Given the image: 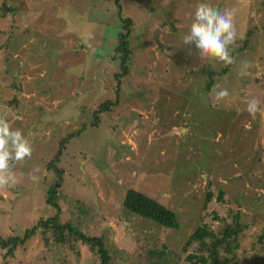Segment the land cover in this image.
I'll return each instance as SVG.
<instances>
[{
    "label": "rangeland",
    "instance_id": "obj_1",
    "mask_svg": "<svg viewBox=\"0 0 264 264\" xmlns=\"http://www.w3.org/2000/svg\"><path fill=\"white\" fill-rule=\"evenodd\" d=\"M201 2L0 0V114L6 112L34 146L31 159L15 165L19 183L0 189V237H21L53 216L55 209L46 204L54 178L47 164L62 139L85 127L60 156L64 175L56 202L62 223L103 238L110 264H190L186 258L198 255L197 244L182 248L194 230L206 224L217 232L237 211L247 225L239 235V264H264V243L258 242L264 227V116L245 110L253 97L264 107V0H206L234 13L235 63L222 75L215 73L227 66L201 60L194 45L182 42ZM126 18L131 55L128 74L118 81L120 61L113 56ZM89 33L86 46L82 40ZM7 35L11 40L1 46ZM243 61L250 67L238 77ZM207 69L215 72L208 93ZM216 85L229 91L220 103ZM14 99L17 106L10 105ZM107 101L117 104L98 113ZM34 166L41 169L39 182L29 178ZM129 189L172 211L178 229L122 213ZM219 191L224 203L216 200ZM208 192L213 199L203 210ZM39 232L11 257L0 250V264H97L87 246H45Z\"/></svg>",
    "mask_w": 264,
    "mask_h": 264
},
{
    "label": "trees",
    "instance_id": "obj_2",
    "mask_svg": "<svg viewBox=\"0 0 264 264\" xmlns=\"http://www.w3.org/2000/svg\"><path fill=\"white\" fill-rule=\"evenodd\" d=\"M118 1L115 0L116 6H118ZM15 11V10H13ZM120 15V9H118ZM11 13V12H10ZM14 17V16H12ZM15 20V18H13ZM16 21V20H15ZM121 30L117 35V45L114 50L113 57H116L119 61V68L121 72L115 77L118 81L124 78L128 74V63L130 60L131 51L129 48L128 39L131 35V22L129 19H122ZM12 22V21H11ZM3 33V32H2ZM5 42L2 43L6 47L8 45L10 36L7 35ZM250 37V34L248 35ZM247 46V42L244 43ZM206 78V93L210 91L213 85L214 71L209 69L203 70ZM229 71V66L224 68L219 74H225ZM13 76V75H12ZM14 88L17 89L14 85ZM17 91V90H16ZM117 102L107 101L100 104L97 112H108L111 106L116 105ZM11 106H17L16 99L12 100ZM82 127L81 130H84ZM74 132L68 135L59 146V150L54 158L47 164V170L51 172L54 176L52 182L46 192V204L52 206L55 212L52 217L47 219H40L36 226L31 229L24 231L21 237L11 236L0 237V250L4 251L6 256L11 257L18 247H23L26 242L35 236L37 230L39 229L40 237L45 241V246H49V243L61 244L64 246H69L71 249L77 247L79 244L87 246L89 251L98 256L97 264H110V257L104 245V240L102 237H89L76 227H74L71 222L62 223L59 215L61 213L59 206L57 205V197L59 195L60 189L63 184V170L57 166L60 156L64 150V146L68 140L73 137H77L80 131ZM223 192L219 191L216 197L217 202L224 203ZM213 199V194L208 192L204 198L203 210L207 208V205ZM121 211L124 214H132L137 218L142 220L152 222L154 225H158L168 229H178L179 224L176 220L175 214L164 207L159 202L146 195L136 191L135 189H129L125 193L124 199L121 204ZM214 215V220L218 217ZM243 213L237 211L234 215L233 221L227 225L223 224L217 232L212 230L208 225L201 224L198 226L191 236H189L187 242L182 248V252H186L187 248L193 243L197 244L198 255L189 254L186 260L190 264H239L238 262V251L240 250L239 235L243 234L244 230L247 229V225L242 224L240 221L243 217ZM263 232L259 236V243H264L262 238L264 237V227L261 229ZM47 233L51 234V238H45ZM264 247V245H263ZM165 249V246H163ZM164 251H159V253H153V256L158 259L164 254ZM171 252V251H169ZM172 258L176 256L175 253H167ZM150 264H157L153 262Z\"/></svg>",
    "mask_w": 264,
    "mask_h": 264
},
{
    "label": "clouds",
    "instance_id": "obj_3",
    "mask_svg": "<svg viewBox=\"0 0 264 264\" xmlns=\"http://www.w3.org/2000/svg\"><path fill=\"white\" fill-rule=\"evenodd\" d=\"M92 38L89 33L82 42L88 46V41ZM238 38L233 11L228 9L221 11L205 0L196 6L190 30L182 37V42L188 46L194 45L201 60H215L229 66L235 63L232 46L236 44ZM249 67L250 62H241L237 76L247 75ZM213 92L217 103L229 96L228 89L219 85L214 86ZM245 110L253 118L257 114L264 116V107L255 97L247 102ZM33 151L34 146L24 131L11 126L6 112L0 114V189H11L19 183L14 171L15 165L31 159ZM40 172V167L34 166L29 178L39 182L40 177L37 174Z\"/></svg>",
    "mask_w": 264,
    "mask_h": 264
},
{
    "label": "water",
    "instance_id": "obj_4",
    "mask_svg": "<svg viewBox=\"0 0 264 264\" xmlns=\"http://www.w3.org/2000/svg\"><path fill=\"white\" fill-rule=\"evenodd\" d=\"M14 85H15V82L13 83V86H12L13 89H14Z\"/></svg>",
    "mask_w": 264,
    "mask_h": 264
},
{
    "label": "crops",
    "instance_id": "obj_5",
    "mask_svg": "<svg viewBox=\"0 0 264 264\" xmlns=\"http://www.w3.org/2000/svg\"><path fill=\"white\" fill-rule=\"evenodd\" d=\"M6 6V5H5ZM4 6V8H5V10H4V12H6V7Z\"/></svg>",
    "mask_w": 264,
    "mask_h": 264
},
{
    "label": "flooded vegetation",
    "instance_id": "obj_6",
    "mask_svg": "<svg viewBox=\"0 0 264 264\" xmlns=\"http://www.w3.org/2000/svg\"><path fill=\"white\" fill-rule=\"evenodd\" d=\"M14 81H15V78H14ZM17 92V91H16Z\"/></svg>",
    "mask_w": 264,
    "mask_h": 264
}]
</instances>
